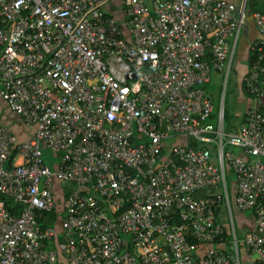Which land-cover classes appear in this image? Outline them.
I'll return each mask as SVG.
<instances>
[{"label":"built area","instance_id":"obj_1","mask_svg":"<svg viewBox=\"0 0 264 264\" xmlns=\"http://www.w3.org/2000/svg\"><path fill=\"white\" fill-rule=\"evenodd\" d=\"M107 1L0 0V95L33 127L0 124V264H264V11L242 75L253 103L225 131L205 84L227 80L246 0H122V21ZM225 162L253 212L242 237ZM55 180L60 237L39 220Z\"/></svg>","mask_w":264,"mask_h":264},{"label":"trees","instance_id":"obj_2","mask_svg":"<svg viewBox=\"0 0 264 264\" xmlns=\"http://www.w3.org/2000/svg\"><path fill=\"white\" fill-rule=\"evenodd\" d=\"M246 9H247L248 12L251 13L250 15H253V12L257 11V10L264 11V2H262V0H246L245 1V11H246ZM252 19H253V16H252ZM253 43H254V49L251 47L250 44H248V48L245 50V52L243 54L245 56L246 67L251 65L252 62L257 59L258 51L255 49V46L258 43L255 44V41ZM242 73L243 72H241V74ZM242 75H241V78H240V87H241L242 91L248 95V93L246 92V90L244 88ZM205 87L207 89V84H205ZM212 99H213V97H212ZM213 104H214V109H213L212 113L210 114V120L214 122L216 120V118H217L218 100L213 99ZM241 112H242V109H240V108L238 110H235V109L233 110L231 108V106L226 103V98L224 97V102H223V123H224L225 131H230V130L235 129L238 126V124L243 121V119H244L243 118V112L242 113ZM191 144L192 145H196L197 143H196V141H192ZM226 148L232 149L234 151L238 150L236 147H233V146H226ZM43 156H44V158L48 159L46 157V155L44 154V148H43ZM225 170H226V180H227V184H228V188H229V198H230V203H231L232 197L233 196L235 197L236 195H235V189L233 191V187H234V186H232L233 185V181H231V179H230L231 178V173L233 174V170L230 167L229 163H227ZM235 188H236V184H235ZM197 194L202 195V194H204V192H199ZM57 203L58 204H57V206L55 208L44 212V216L41 219H39V220H41V221H43L45 223H51V224H53L55 226V229H56V232H57L56 233V237L59 236V232L58 231H59V228H60V225H61L60 224V220H59V215L60 216L62 215L61 197L60 196L57 198ZM4 205L8 208V210L10 211L11 214L18 213L21 210V208H22V204L21 203H18L17 201L13 200L10 197L5 198ZM218 211H219V208H218ZM218 211H217V216H218ZM218 221H220V220L218 219ZM225 222L227 224H223L220 221L221 226L223 227V231H222L221 235L217 239L218 242H223V243L227 242L232 236L231 225H230V223L228 221V216H227ZM233 222H234L233 223L234 224V230H235V233H236V235L238 237H242L244 235V233L247 230H249V228L247 230H245L246 228L242 227L240 224H237L235 222V220H233ZM218 244H221V243H218ZM242 257H243V261H246V257H247L246 253L242 254ZM61 261L62 260H60L58 264H63Z\"/></svg>","mask_w":264,"mask_h":264},{"label":"crops","instance_id":"obj_3","mask_svg":"<svg viewBox=\"0 0 264 264\" xmlns=\"http://www.w3.org/2000/svg\"><path fill=\"white\" fill-rule=\"evenodd\" d=\"M121 2H122V0H108L106 2V4L104 5L105 11L110 13V14L112 13L120 21L123 20V12H122L123 10H122ZM247 30H248V32L246 33V43H245L246 49L248 48V44L251 45L255 41V39L258 38L257 29H256V26H255V24L253 22V19L251 20L250 23H247ZM243 57H244V60H243L244 61V65L241 66L240 69L244 73V71L247 69V67H246L245 56L243 55ZM0 86H1V83H0ZM252 103H253V100L250 97L249 103L247 105H245L244 108L242 109L243 116H244L245 108L247 106H249L250 104H252ZM1 123L10 126V128L17 135V137L22 138V139L29 138L32 135V133H33V127L30 126V125H27L22 120V117L20 116L19 113H17L14 110L10 109L7 106L5 100L0 95V124ZM54 183H55L54 184L55 191L58 192V196L61 197L59 192L61 193L62 187L60 186V183L57 180H55ZM232 186H234L233 187V191H234V189H235V180L233 181V185ZM235 195H236V189H235ZM232 199H233V204H234V208L231 211L232 220H235V222L237 224H240L242 227L246 228L245 230H247L249 227H252V224H254L253 212L251 210H249V209H246V210L240 209L239 206L236 203V200H235L234 196L232 197ZM231 209H232V206H231ZM227 216H228V212H227L225 206L224 205H220L219 206V211H218V219L221 221V223L227 224L225 222ZM228 221L230 223L229 216H228ZM217 243H223V242H218L217 241ZM242 254H245V252L243 251L241 253V255Z\"/></svg>","mask_w":264,"mask_h":264},{"label":"rangeland","instance_id":"obj_4","mask_svg":"<svg viewBox=\"0 0 264 264\" xmlns=\"http://www.w3.org/2000/svg\"><path fill=\"white\" fill-rule=\"evenodd\" d=\"M149 1V0H147ZM264 2V0H262ZM249 10V9H248ZM251 13L245 11V21L242 24L238 36V41L234 49V54L232 58V66L229 70L227 80L225 82V77L219 73H214L212 76L211 81L207 82V91L209 94L213 97V99L218 100V106L220 105V102L224 97L226 98V103L231 106V108L234 110L243 109L245 105H247L250 101V96L244 93L240 87V78H241V72L240 69L241 66L244 65V57L243 54L246 49V33L247 30V23H250L252 20ZM239 112V111H238ZM182 139V138H178ZM44 148V154L48 158L47 162L52 167V161H54L55 156L52 154V152L45 146ZM225 165H227V162H225ZM231 181H234L236 179L235 174L231 173ZM230 181V182H231ZM59 196L55 195V198L57 199ZM232 204V210L234 208L233 199H231ZM235 216V215H234ZM235 218V217H234ZM236 219V218H235Z\"/></svg>","mask_w":264,"mask_h":264},{"label":"water","instance_id":"obj_5","mask_svg":"<svg viewBox=\"0 0 264 264\" xmlns=\"http://www.w3.org/2000/svg\"><path fill=\"white\" fill-rule=\"evenodd\" d=\"M219 108L221 109H223V99L221 100V102H220V105H219Z\"/></svg>","mask_w":264,"mask_h":264}]
</instances>
